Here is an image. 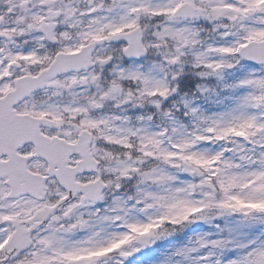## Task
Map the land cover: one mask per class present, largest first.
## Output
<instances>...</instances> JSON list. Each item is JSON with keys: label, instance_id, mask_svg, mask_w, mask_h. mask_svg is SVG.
<instances>
[{"label": "snow or ice", "instance_id": "6c2138e0", "mask_svg": "<svg viewBox=\"0 0 264 264\" xmlns=\"http://www.w3.org/2000/svg\"><path fill=\"white\" fill-rule=\"evenodd\" d=\"M192 225L153 264H264V0H0V264Z\"/></svg>", "mask_w": 264, "mask_h": 264}, {"label": "rangeland", "instance_id": "374dc122", "mask_svg": "<svg viewBox=\"0 0 264 264\" xmlns=\"http://www.w3.org/2000/svg\"><path fill=\"white\" fill-rule=\"evenodd\" d=\"M192 78L195 79V82H192L191 87H186V88H188L194 94L195 93V86L197 83H200V80L197 77H192ZM228 79H230V77H228ZM180 90L181 89H179L178 94L175 96V99L177 101H179L182 98L183 99H193L194 103L198 104L206 112H212V111L217 110V107L215 105V100L219 99V97H213L209 101H205L204 99H198L200 101V103H198L196 101L195 96L185 95V93H183V95H182ZM195 95H198V93ZM169 99L172 100L173 98H169ZM203 103H205L207 105H211L214 108L209 107V106L206 107L205 104H203ZM206 230H208L207 226H203V225H192V226L186 227L183 230V232H180V234H181L180 237H168L165 240L157 241L155 244H153L151 246V250L149 249L148 252L145 253L141 257L145 258L147 260L148 264H153V261H155L157 259H163V256L166 255L167 252H170L172 250L173 245L186 242L188 237L193 236L197 232L206 231ZM158 245L163 246V249L159 248ZM152 250H155V251H152ZM136 264H140V261L137 260Z\"/></svg>", "mask_w": 264, "mask_h": 264}]
</instances>
